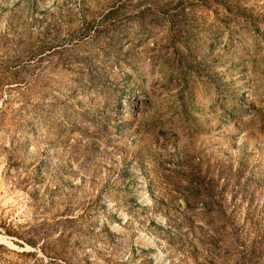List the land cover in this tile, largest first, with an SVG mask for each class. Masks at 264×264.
I'll use <instances>...</instances> for the list:
<instances>
[{
  "label": "rangeland",
  "instance_id": "1",
  "mask_svg": "<svg viewBox=\"0 0 264 264\" xmlns=\"http://www.w3.org/2000/svg\"><path fill=\"white\" fill-rule=\"evenodd\" d=\"M0 237V264H264V0H0Z\"/></svg>",
  "mask_w": 264,
  "mask_h": 264
},
{
  "label": "bare ground",
  "instance_id": "2",
  "mask_svg": "<svg viewBox=\"0 0 264 264\" xmlns=\"http://www.w3.org/2000/svg\"><path fill=\"white\" fill-rule=\"evenodd\" d=\"M141 194H142V193L139 192V197H140V198H141V196H140ZM142 196H143V195H142ZM142 198H143V197H142ZM2 239H3V238L0 237V241H2Z\"/></svg>",
  "mask_w": 264,
  "mask_h": 264
},
{
  "label": "trees",
  "instance_id": "3",
  "mask_svg": "<svg viewBox=\"0 0 264 264\" xmlns=\"http://www.w3.org/2000/svg\"><path fill=\"white\" fill-rule=\"evenodd\" d=\"M10 233V232H9Z\"/></svg>",
  "mask_w": 264,
  "mask_h": 264
}]
</instances>
